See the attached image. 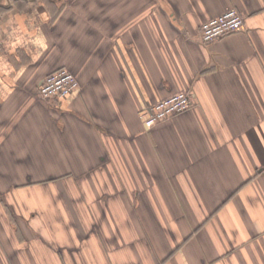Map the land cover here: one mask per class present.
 Instances as JSON below:
<instances>
[{
    "label": "crops",
    "instance_id": "crops-1",
    "mask_svg": "<svg viewBox=\"0 0 264 264\" xmlns=\"http://www.w3.org/2000/svg\"><path fill=\"white\" fill-rule=\"evenodd\" d=\"M0 230V264H264V0H0Z\"/></svg>",
    "mask_w": 264,
    "mask_h": 264
},
{
    "label": "built area",
    "instance_id": "built-area-1",
    "mask_svg": "<svg viewBox=\"0 0 264 264\" xmlns=\"http://www.w3.org/2000/svg\"><path fill=\"white\" fill-rule=\"evenodd\" d=\"M243 15L235 8L203 21L199 27V39L210 42L223 35L240 29ZM79 88L77 78L65 67L48 73L41 81L37 95L40 98H63ZM192 105L189 91H179L169 96L147 103L139 116L146 128L178 114Z\"/></svg>",
    "mask_w": 264,
    "mask_h": 264
},
{
    "label": "rangeland",
    "instance_id": "rangeland-1",
    "mask_svg": "<svg viewBox=\"0 0 264 264\" xmlns=\"http://www.w3.org/2000/svg\"><path fill=\"white\" fill-rule=\"evenodd\" d=\"M14 201H15V205L17 206V210H15V209L12 210V207L8 208V210L10 212L9 217L11 219V222L13 223V226H14L13 235L15 237L20 238L22 231L20 229L19 223L26 221L28 217L32 218L33 216H36V211L32 212L33 209L27 208L28 206L26 207V204L24 203V201H22V199H20L19 197L17 199L14 198ZM46 205H49L48 200H47ZM27 209H29V210L27 211ZM0 233H1V237L5 236L4 230H0Z\"/></svg>",
    "mask_w": 264,
    "mask_h": 264
}]
</instances>
